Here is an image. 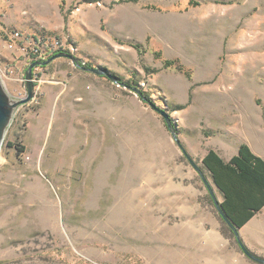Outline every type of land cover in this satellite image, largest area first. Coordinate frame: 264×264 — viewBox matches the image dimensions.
Returning a JSON list of instances; mask_svg holds the SVG:
<instances>
[{
    "label": "rangeland",
    "instance_id": "1",
    "mask_svg": "<svg viewBox=\"0 0 264 264\" xmlns=\"http://www.w3.org/2000/svg\"><path fill=\"white\" fill-rule=\"evenodd\" d=\"M258 1L0 0V76L10 96L26 94L19 33L68 36L74 55L132 81L154 104L68 58L33 69L34 96L14 111L0 151V264H260L156 109L170 114L221 203L202 158L210 148L222 158L256 133L264 148V60L210 52L233 15L249 20L263 9ZM133 7L151 28L141 59L111 28L135 17ZM256 41L264 47V35ZM170 55L182 69L163 65ZM239 234L264 257V206Z\"/></svg>",
    "mask_w": 264,
    "mask_h": 264
},
{
    "label": "trees",
    "instance_id": "2",
    "mask_svg": "<svg viewBox=\"0 0 264 264\" xmlns=\"http://www.w3.org/2000/svg\"><path fill=\"white\" fill-rule=\"evenodd\" d=\"M133 46L140 48L138 44ZM155 55L159 57L158 53ZM163 65L182 69V64L176 59H163ZM84 66L91 65L86 63ZM124 82L132 85V81ZM8 146L15 147L20 153L25 150L23 145L16 146L11 141ZM202 162L222 194V208L236 225L244 226L264 206V159L255 155L247 144L241 143L237 154L227 161L210 148Z\"/></svg>",
    "mask_w": 264,
    "mask_h": 264
},
{
    "label": "crops",
    "instance_id": "3",
    "mask_svg": "<svg viewBox=\"0 0 264 264\" xmlns=\"http://www.w3.org/2000/svg\"><path fill=\"white\" fill-rule=\"evenodd\" d=\"M258 2L262 4L263 9H261L260 11L256 9V14L248 17L250 18L249 20H246V18H244L242 14L233 15L232 18H230V27L228 34L223 35L222 45L220 49H212V51L210 52V55L212 57H214L215 53L220 54L224 52L226 53V57L224 59L227 62L241 64L246 62H257L261 59L264 60V53L260 51V49H264V47L260 46V44H258L256 41V38L264 35V0H259ZM147 8H154V6L147 5ZM127 11L135 17L119 18L116 22L119 23L117 25L112 24L111 26L112 30L115 32V34L113 35H116L117 37L132 39L133 41L131 40V42L128 43L131 46V48L129 49H136L133 46L134 44L140 45L139 50L136 49V51L138 57L141 59V57L145 53V50L142 47L141 42L139 41L141 38H146L149 36V31L151 28L150 25L145 24L146 19L141 17L140 13L143 12L141 9H136L135 7H133L129 8ZM248 37H252L253 39ZM218 56L219 55H217V57ZM80 58L88 61V58H86V56L84 55H80ZM163 59H176L184 65L180 55H170V57H164ZM207 59L208 61L213 60L211 57H207ZM49 66L50 65L38 67L37 69L39 70L34 71V74L41 73V71L48 69ZM73 66L75 67V65ZM87 87L90 88L89 85ZM236 98L237 100H240L241 96ZM253 137V139L249 140L245 136L244 143L249 146L250 150L255 155L264 159V148L262 147L263 135L256 133V135ZM239 145L226 150L222 158L229 160L233 155L237 154Z\"/></svg>",
    "mask_w": 264,
    "mask_h": 264
},
{
    "label": "water",
    "instance_id": "4",
    "mask_svg": "<svg viewBox=\"0 0 264 264\" xmlns=\"http://www.w3.org/2000/svg\"><path fill=\"white\" fill-rule=\"evenodd\" d=\"M68 58L70 59L74 65H79L81 58H79L78 56L72 54V53H68L65 51H59L56 52L52 55H50L49 57H47L46 59L43 60H33L31 61L25 70L24 73V79H25V87H26V94L23 97H12L8 94V92L6 91V88L4 86L3 80L0 76V151H1V147H2V143L5 137V133L6 130L9 126V124L11 123L14 111L16 110V108H18L21 105H24L28 102H30V100L33 98L34 96V81H33V69L36 67H43V66H47L49 64H51V62H53L55 59L57 58ZM86 70L91 71L93 73L99 74V75H104L107 78H109L111 81H113L114 83H118L123 85L124 87H127L133 91H135L137 94H139L142 99L147 100L146 95L144 94V92L140 89V87L135 86V85H130L125 83L124 81L121 80V78L110 72L107 68L102 67V66H90V67H85ZM148 103L152 106H154V104L152 102H150L149 100H147ZM156 108V107H155ZM159 113L164 117L165 119V123L167 125V127L169 128L170 132L172 133L174 139L177 141L179 147L182 149V151L185 153V155L187 156V158L189 159V161L191 162V164L197 169V171L199 172L202 180L204 181L205 185L207 186L209 193L213 199V202L221 216V218L224 220V222L227 224V226L231 229V231L233 232L237 243L239 244L240 248L242 249V251L252 260L260 263V264H264V257H260L252 252H250L245 245L243 244V242L241 241L240 238V234H239V227L238 225H236L226 214V212L224 211V209L222 208L221 204L217 201L216 196L214 194V190L211 186V184L208 182L204 171L202 168H200L195 162L194 160L186 153V151L184 150V147L182 146V144L180 143V141L178 140L177 137V130L173 124L172 118L170 116V114L162 108H156Z\"/></svg>",
    "mask_w": 264,
    "mask_h": 264
},
{
    "label": "built area",
    "instance_id": "5",
    "mask_svg": "<svg viewBox=\"0 0 264 264\" xmlns=\"http://www.w3.org/2000/svg\"><path fill=\"white\" fill-rule=\"evenodd\" d=\"M68 37V36H66ZM66 37H50V36H40L35 35L31 37H22L19 33H16V38L19 42V50L26 55L28 62L30 63L33 60H43L49 57L50 55L59 52L65 51L72 53L76 51L73 45L68 42ZM9 48H13V45L10 43ZM86 64V61L81 59L79 65L76 67H82ZM38 67L34 68L37 69Z\"/></svg>",
    "mask_w": 264,
    "mask_h": 264
}]
</instances>
